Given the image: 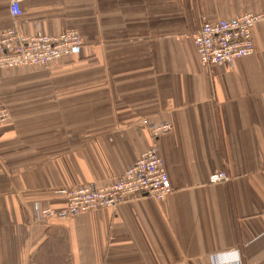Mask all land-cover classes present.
<instances>
[{
  "label": "crops",
  "instance_id": "crops-1",
  "mask_svg": "<svg viewBox=\"0 0 264 264\" xmlns=\"http://www.w3.org/2000/svg\"><path fill=\"white\" fill-rule=\"evenodd\" d=\"M0 0V34H79L75 57L0 69V264H264V27L255 53L203 68L202 21L264 0ZM170 125L158 152L172 191L116 209L63 210L65 188L112 185ZM223 174L217 183L210 178Z\"/></svg>",
  "mask_w": 264,
  "mask_h": 264
},
{
  "label": "built area",
  "instance_id": "built-area-1",
  "mask_svg": "<svg viewBox=\"0 0 264 264\" xmlns=\"http://www.w3.org/2000/svg\"><path fill=\"white\" fill-rule=\"evenodd\" d=\"M9 11L14 19L21 16L19 0H11ZM256 26L264 27V11L231 20L202 21L192 35L201 66L206 70L214 66H231L237 60L254 55L253 29ZM81 47V38L75 31H64L55 37L39 33L24 36L11 27L0 34V69L47 67L53 62L78 56ZM9 117L6 109H0V124ZM170 129L167 124H149L148 149L112 185L98 187L89 183L57 191L65 197V208L60 211L36 209V221L67 219L103 208L116 209L128 201L143 197L155 201L164 199L172 189L159 156L158 139ZM222 180H225L223 174L210 178L212 183Z\"/></svg>",
  "mask_w": 264,
  "mask_h": 264
},
{
  "label": "rangeland",
  "instance_id": "rangeland-1",
  "mask_svg": "<svg viewBox=\"0 0 264 264\" xmlns=\"http://www.w3.org/2000/svg\"><path fill=\"white\" fill-rule=\"evenodd\" d=\"M3 109H5V108H3ZM7 110V109H6ZM9 112V111H8Z\"/></svg>",
  "mask_w": 264,
  "mask_h": 264
}]
</instances>
